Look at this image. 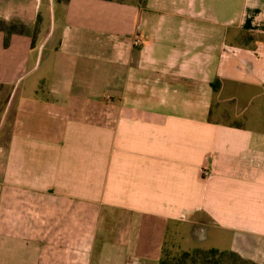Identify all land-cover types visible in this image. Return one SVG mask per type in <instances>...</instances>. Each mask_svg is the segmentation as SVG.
I'll list each match as a JSON object with an SVG mask.
<instances>
[{
	"label": "crops",
	"instance_id": "1",
	"mask_svg": "<svg viewBox=\"0 0 264 264\" xmlns=\"http://www.w3.org/2000/svg\"><path fill=\"white\" fill-rule=\"evenodd\" d=\"M167 242L264 264V0H0V264Z\"/></svg>",
	"mask_w": 264,
	"mask_h": 264
},
{
	"label": "trees",
	"instance_id": "2",
	"mask_svg": "<svg viewBox=\"0 0 264 264\" xmlns=\"http://www.w3.org/2000/svg\"><path fill=\"white\" fill-rule=\"evenodd\" d=\"M159 264H258L244 259L234 251L195 250L179 252L175 243L167 242Z\"/></svg>",
	"mask_w": 264,
	"mask_h": 264
},
{
	"label": "rangeland",
	"instance_id": "3",
	"mask_svg": "<svg viewBox=\"0 0 264 264\" xmlns=\"http://www.w3.org/2000/svg\"><path fill=\"white\" fill-rule=\"evenodd\" d=\"M207 9H208V7H207ZM209 13H210V12H209V10H208V14H207L208 16L210 15ZM225 20H226V17H225V16H222V15L219 16V17H218V24L220 25L221 23H224ZM209 21H210V20H209ZM211 21L214 22V20H211Z\"/></svg>",
	"mask_w": 264,
	"mask_h": 264
},
{
	"label": "built area",
	"instance_id": "4",
	"mask_svg": "<svg viewBox=\"0 0 264 264\" xmlns=\"http://www.w3.org/2000/svg\"><path fill=\"white\" fill-rule=\"evenodd\" d=\"M205 174V176L207 177L209 174L206 172V173H204Z\"/></svg>",
	"mask_w": 264,
	"mask_h": 264
}]
</instances>
